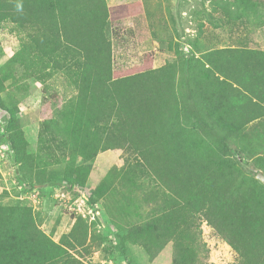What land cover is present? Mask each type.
<instances>
[{
  "label": "trees",
  "instance_id": "trees-1",
  "mask_svg": "<svg viewBox=\"0 0 264 264\" xmlns=\"http://www.w3.org/2000/svg\"><path fill=\"white\" fill-rule=\"evenodd\" d=\"M142 11L140 0L111 6L106 0H0V20L43 28L32 40L35 52L57 56V63L64 48L85 56L75 72L78 93L57 110L56 118L42 122L38 152H25L21 129L15 132L21 145L11 137L14 149L30 166L35 184L47 183L45 162L51 163L52 153L60 151L72 189L86 186L99 151H137L167 191L169 209L145 223L134 242L155 257L172 241L174 264H206L208 248L201 239L206 220L239 250L240 264H264L262 184L241 175L219 150L229 147L220 129L238 135L263 113L264 51L226 48L206 53L215 69L201 85L211 102L202 110L193 100L199 129L189 130L178 119L174 64L154 69V55L148 52L141 64L118 71L112 66L108 23ZM210 134L216 142L207 137ZM258 166L264 172L263 156ZM88 229L79 217L67 235L68 244L74 240L84 245ZM68 244L38 228L29 207L0 205V264H85L69 254Z\"/></svg>",
  "mask_w": 264,
  "mask_h": 264
},
{
  "label": "rangeland",
  "instance_id": "rangeland-1",
  "mask_svg": "<svg viewBox=\"0 0 264 264\" xmlns=\"http://www.w3.org/2000/svg\"><path fill=\"white\" fill-rule=\"evenodd\" d=\"M134 1L138 0H106L109 6ZM140 1V14L109 22L106 27L112 66L118 71L141 64L148 52L154 55V69L174 64L178 119L183 127L198 131L191 105L195 100L203 110L210 104L201 79L209 80L208 74L215 69L206 53L226 48L264 51V0ZM42 29L0 20V68H4L0 71V205L29 207L37 227L64 244H68L67 235L75 222L84 219L89 228L84 245L70 239L66 248L85 264H174L172 241L155 257L141 242H134L145 223L169 209L167 191L141 163L137 151H99L86 186L80 189L68 184L60 151L52 153L51 163L45 162L48 180L44 184H35L30 166L20 161L11 137L21 145L15 136L21 129L25 152H38L42 122L56 118L59 108L74 101L78 93L75 72L85 57L80 50L64 48L57 63V56L35 52L32 40ZM19 52L20 59H15ZM219 74L215 72L217 77ZM220 130L229 146H221L220 152L241 175L259 181L264 191L257 178L258 163L264 157V110L238 135ZM207 137L216 142L212 134ZM201 229L202 242L208 248L206 264H240L239 250L212 225L202 220Z\"/></svg>",
  "mask_w": 264,
  "mask_h": 264
},
{
  "label": "water",
  "instance_id": "water-1",
  "mask_svg": "<svg viewBox=\"0 0 264 264\" xmlns=\"http://www.w3.org/2000/svg\"><path fill=\"white\" fill-rule=\"evenodd\" d=\"M257 178L264 184V172L262 170L257 173Z\"/></svg>",
  "mask_w": 264,
  "mask_h": 264
},
{
  "label": "built area",
  "instance_id": "built-area-1",
  "mask_svg": "<svg viewBox=\"0 0 264 264\" xmlns=\"http://www.w3.org/2000/svg\"><path fill=\"white\" fill-rule=\"evenodd\" d=\"M78 209H81L80 207H78Z\"/></svg>",
  "mask_w": 264,
  "mask_h": 264
}]
</instances>
